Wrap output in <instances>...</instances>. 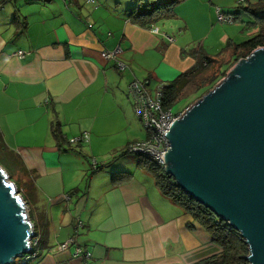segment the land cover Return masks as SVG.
Masks as SVG:
<instances>
[{"label": "crops", "instance_id": "1", "mask_svg": "<svg viewBox=\"0 0 264 264\" xmlns=\"http://www.w3.org/2000/svg\"><path fill=\"white\" fill-rule=\"evenodd\" d=\"M89 1L0 0V139L33 180L27 215L41 241L40 257L28 264H83L73 249L52 251L71 237L91 254L86 264H197L218 255L210 235L125 155L147 137L128 86L148 82L154 96L191 70L194 43L207 40L216 10L234 13L239 0H181L152 28L129 19L137 0ZM115 50L122 73L101 56ZM82 132L88 143L69 147ZM92 160L101 170L93 172ZM116 172L131 178L113 186Z\"/></svg>", "mask_w": 264, "mask_h": 264}, {"label": "water", "instance_id": "2", "mask_svg": "<svg viewBox=\"0 0 264 264\" xmlns=\"http://www.w3.org/2000/svg\"><path fill=\"white\" fill-rule=\"evenodd\" d=\"M164 136V174L239 235L248 264H264V48L239 60ZM32 231L0 168V264L28 253Z\"/></svg>", "mask_w": 264, "mask_h": 264}, {"label": "trees", "instance_id": "3", "mask_svg": "<svg viewBox=\"0 0 264 264\" xmlns=\"http://www.w3.org/2000/svg\"><path fill=\"white\" fill-rule=\"evenodd\" d=\"M180 1L181 0H137L140 7L136 11L135 9L129 10L128 16L134 24L152 28L157 23L172 18L174 16V8ZM241 4L243 3L239 5ZM241 11L246 13L250 18H253V21L248 25L258 27L256 35L240 44L229 43V47L227 46L226 49H232V56L229 53L222 66H220L219 62L221 56L210 57L207 56L204 51L192 49L191 55L195 59V66L186 73L178 76L170 84L162 87V108L164 110H172L179 102L183 100L187 101L193 96L198 95V98H201L213 89L218 81L225 77L226 73L239 60L245 59L257 48H264V0H257L253 4L247 1L244 7H237L234 13H228L227 15L234 16V22H236L240 17ZM13 25L20 31H23L26 27L25 22L20 23L17 17L14 18ZM53 134L57 139L61 138L59 124H56L54 127ZM125 155H129L127 151ZM135 158L137 159L138 166L153 176L155 185L160 194L169 199L173 204L182 208L195 223L210 235L212 242L219 248L220 252L218 255L197 264H248L246 261V257L249 254L248 247L232 228L219 220L208 209L176 188L172 178L166 176L150 158ZM0 167L9 176L10 181L15 185L18 192L22 187H24L27 192L32 190L33 180L28 178L25 180L26 172L22 160L17 154L4 146L1 139ZM92 169L93 172H98L101 170V166L97 165L94 168L92 167ZM130 178V173L116 172L111 175V184L117 186L127 182ZM19 180L23 182L20 184ZM26 194L27 193H25V195ZM21 197L27 206L26 197L24 195H21ZM29 262L22 263L21 260H15L13 264H28Z\"/></svg>", "mask_w": 264, "mask_h": 264}, {"label": "built area", "instance_id": "4", "mask_svg": "<svg viewBox=\"0 0 264 264\" xmlns=\"http://www.w3.org/2000/svg\"><path fill=\"white\" fill-rule=\"evenodd\" d=\"M8 2H15L16 0H6ZM89 2L94 3L93 0ZM245 0H239L238 4L244 3ZM234 16L221 13L216 10V21L220 24H233ZM153 34L158 33V29H151ZM171 40V39H170ZM119 50L112 52L103 51L101 56L104 60L115 61V68L118 72L122 73L125 71V66L122 63L116 61V57ZM19 58H23L24 54L19 52L17 54ZM148 82H142L139 80H133L128 86V97L132 104V109L135 117L141 124L144 131L147 133V137L142 142L131 143L127 146V153L135 157H147L156 163L160 170L164 172L165 163L163 162V154L169 151V143L167 138L164 136L173 121L181 118L186 109L178 112H173L171 109L164 110L162 108L163 89L159 87L154 96H151L147 91ZM89 141V134L82 132L76 137H72L66 140L69 147H77L80 144H86ZM92 167H96L97 163L95 160L91 161ZM19 195V193H18ZM21 196V195H20ZM25 203V202H24ZM26 206V204H25ZM27 210V207H26ZM81 226L79 219L74 221V229L77 232ZM34 237L29 240V251L26 255L22 256L20 260L22 263H27L32 259L40 256L41 252V241L40 237L32 231ZM70 249H73V258L82 260L83 264H86L91 259V254L84 251L79 244H77L74 237L67 239L66 241L57 244L52 251L55 253H63Z\"/></svg>", "mask_w": 264, "mask_h": 264}, {"label": "rangeland", "instance_id": "5", "mask_svg": "<svg viewBox=\"0 0 264 264\" xmlns=\"http://www.w3.org/2000/svg\"><path fill=\"white\" fill-rule=\"evenodd\" d=\"M239 6H240V8H242L245 6V4H241ZM252 19H253L252 17L250 18L246 13L241 11L240 17L237 19L236 22H234V24H220V23L216 22L215 27L211 30L210 35L207 36V40L206 41L205 40L200 41V43L195 42L194 43V49H199L200 51H204V52L206 50L208 52V53H206L207 56H210V57L221 56V59L219 62H220V66H222V64H224V62H225V59H227L228 54L230 53V55L232 56V49L231 48H229L228 50L226 49L227 46L229 47V43L240 44V43H243V42L251 39L252 37H254L256 35L258 27H253L251 25H248L251 21H253ZM160 24H162V21L160 22ZM199 34H201V33H196V34L192 33V35L195 36V38H198ZM210 44L212 45V47L210 50H207L206 48ZM228 72L226 73V75L228 74ZM223 78H221L220 81ZM220 81H218V83ZM199 100H201V98H198V95L189 98L187 101L183 100V101L179 102L176 106H174L172 111L177 112L180 110H185L187 108H190L191 106H194V104L196 102H198ZM127 156H129V155H127ZM133 158H135V157H133ZM5 175L7 177V180L10 181L9 176L6 173H5ZM26 179L27 178H25V180ZM19 182L21 184L23 181L19 180ZM11 183H12V181H11ZM20 189H19V192L16 189L17 194L19 193V195H24L27 199L28 204H30V196H31L30 193H31V191L27 192V190H25L24 187H22ZM25 193H27V194L25 195ZM28 211L29 210L27 207V213H28ZM32 220H34V219H32ZM19 260H20V258H18L16 261H19Z\"/></svg>", "mask_w": 264, "mask_h": 264}, {"label": "clouds", "instance_id": "6", "mask_svg": "<svg viewBox=\"0 0 264 264\" xmlns=\"http://www.w3.org/2000/svg\"><path fill=\"white\" fill-rule=\"evenodd\" d=\"M217 85V84H216Z\"/></svg>", "mask_w": 264, "mask_h": 264}]
</instances>
